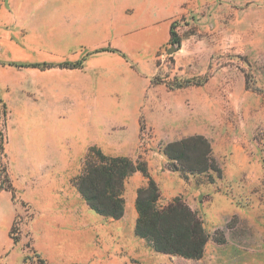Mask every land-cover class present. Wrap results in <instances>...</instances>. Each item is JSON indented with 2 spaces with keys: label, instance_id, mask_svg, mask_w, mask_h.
I'll return each instance as SVG.
<instances>
[{
  "label": "rangeland",
  "instance_id": "374dc122",
  "mask_svg": "<svg viewBox=\"0 0 264 264\" xmlns=\"http://www.w3.org/2000/svg\"><path fill=\"white\" fill-rule=\"evenodd\" d=\"M102 47L127 59L89 54ZM0 132V264H264V0H0ZM196 134L222 167L214 181L172 170L163 152ZM92 145L151 161L159 206L180 197L203 219L202 258L159 253L130 211L117 226L76 197ZM134 173L129 198L148 180ZM54 188L60 206L46 207Z\"/></svg>",
  "mask_w": 264,
  "mask_h": 264
},
{
  "label": "trees",
  "instance_id": "16d2710c",
  "mask_svg": "<svg viewBox=\"0 0 264 264\" xmlns=\"http://www.w3.org/2000/svg\"><path fill=\"white\" fill-rule=\"evenodd\" d=\"M170 42L181 45L182 39L174 24L170 27ZM117 52L127 59V55L117 48L102 47L90 52ZM87 58L74 62L24 63L13 62L16 66H31L48 69L55 66L62 68H82ZM209 79L205 76L202 82ZM191 81L187 80L186 84ZM201 82V83H202ZM184 84H179L182 87ZM1 148L4 149V133L0 132ZM163 152L170 161V168L186 174L209 173L223 175V170L213 154V147L207 137L201 134L191 135L169 142ZM140 171L148 180L147 184L137 189L135 208L138 218L135 234L144 238L157 252L178 255L188 259H200L211 235L206 229L199 213L193 210L180 197L174 198L165 206H159L161 196L157 181L148 171L145 161H134L126 155H107L96 145L89 147L79 175L72 182L81 197L97 214L107 218L120 219L126 209V181L134 173ZM11 191L12 184L1 186ZM12 234V231H11ZM10 234V235H11ZM19 238H14L18 242ZM40 260H43L39 257Z\"/></svg>",
  "mask_w": 264,
  "mask_h": 264
},
{
  "label": "crops",
  "instance_id": "0c3cea01",
  "mask_svg": "<svg viewBox=\"0 0 264 264\" xmlns=\"http://www.w3.org/2000/svg\"><path fill=\"white\" fill-rule=\"evenodd\" d=\"M102 52H106V51H102ZM102 52H98V53H102ZM108 52H110V51H108ZM53 68V67H52ZM40 69V68H39ZM41 70H43V69H41ZM46 70V69H45ZM159 124H161V123H159ZM46 134H48L47 132H46ZM166 135H167V133H166ZM96 136V135H95ZM94 136V137H95ZM97 137V136H96ZM95 137V139H93V142L94 143H98L99 145L101 144L100 142H101V140L103 141L105 138H102V137H97V138H99V139H97ZM84 138H86V135H84ZM52 140V142L53 143H51L50 145H51V150H54V151H57L58 149H59V145L55 142V139H51ZM79 142H77V144H78ZM46 145V147H47V143L45 144ZM49 146V145H48ZM73 148H77V149H79L78 148V145L76 146V147H74L73 146ZM28 161V160H27ZM27 161H26V163H27ZM149 161V163H148V167H149V171L151 172V175L156 179V180H158V176H159V173H158V170L156 169V167H152V164H151V161L150 160H148ZM30 163V162H29ZM59 164V160H58V157H57V155H54L53 157H51L50 159H49V162H47L46 163V165H50V166H52V167H55V166H57ZM30 165V164H29ZM60 165H62V164H60ZM52 172V171H51ZM139 171H137V172H135L134 174H136V173H138ZM49 176L53 179H55L56 177H57V173H49ZM54 181V184L56 185V182H55V180H53ZM51 192L53 191V189L52 190H50ZM54 191H55V194L53 193V195H52V193H48L47 191H46V193H45V202L46 203H44V204H47V205H45L46 207L48 206H50V207H54V206H57V207H59L60 206V201H61V198L63 197V194H62V192H61V190H60V188L58 189H56V188H54ZM137 192V191H136ZM76 197H79V193H78V191L76 192ZM136 195H137V193L136 194H133V195H131V197L129 198L128 197V194L126 193V190H125V197H126V209H125V214L123 215V217H121L120 219H112V218H110L112 221H114L115 222V225H117V226H119V225H122V224H125L126 223V220H127V215H128V213H129V211H130V213L132 214V216H133V224H132V230H134V228H135V224H136V220H137V218H138V213H137V210H136V208H135V199H136ZM26 197V196H25ZM47 197V198H46ZM48 197L50 198V199H52V200H54V201H59V204L57 203V202H55V205L54 204H51V203H49L48 202ZM28 198V197H27ZM31 204H34L35 202H33V200L31 199V200H28ZM63 202V201H62ZM35 205V204H34Z\"/></svg>",
  "mask_w": 264,
  "mask_h": 264
}]
</instances>
